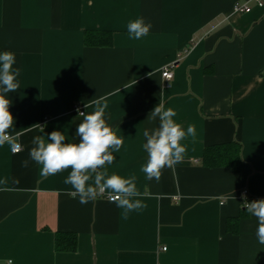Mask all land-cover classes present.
<instances>
[{"label":"crops","instance_id":"1","mask_svg":"<svg viewBox=\"0 0 264 264\" xmlns=\"http://www.w3.org/2000/svg\"><path fill=\"white\" fill-rule=\"evenodd\" d=\"M237 1L245 0H0V52L15 53L20 69L7 98L23 145L18 154L0 146V264H264L242 199L244 190L249 201L264 199V6L237 13ZM137 18L152 24L138 40L127 30ZM87 31L114 40L87 46ZM100 96L124 138L102 171L134 176L140 209L105 195L82 204L64 183L71 169L42 177L29 159L36 135L58 130L78 142L77 108L91 113L85 105ZM160 101L196 136L181 141L185 159L157 182L141 169L143 131L158 127L147 118ZM33 124L44 132L29 131ZM229 142L242 146V171L203 164L207 147ZM58 232L76 233L77 250L57 251Z\"/></svg>","mask_w":264,"mask_h":264},{"label":"clouds","instance_id":"2","mask_svg":"<svg viewBox=\"0 0 264 264\" xmlns=\"http://www.w3.org/2000/svg\"><path fill=\"white\" fill-rule=\"evenodd\" d=\"M152 28L143 18L130 21L127 25L128 33L135 39L147 36ZM16 56L11 51L0 52V146L7 144L13 154H18L23 145L19 142L22 135L15 129V117L10 112L12 101L7 94L20 88L17 77L20 69L15 68ZM150 74V73H149ZM136 83V82H135ZM108 96L92 99L86 108L92 107L91 113L80 112L83 117L76 128L78 142H66L63 132L53 130L45 136L36 135L32 139L29 149V159L39 166L40 175L48 177L71 169L64 180L71 186L70 195L78 197L79 202L86 204L95 201L101 195H107L118 207L127 211L142 208L141 196L137 189L136 178H123L117 174L109 175L104 166L113 163L115 157L109 149L119 151L124 144V138L119 137L116 130L105 119ZM176 112L172 108H165L159 102L149 113L150 120H159V125L153 129H145L146 139L143 147L148 154L147 163L141 171L147 179L159 182L164 168H173L185 159L186 148L181 143L186 137L196 136V126L189 124L186 128L174 120ZM40 124H33L27 129L32 131ZM29 160L22 161V167H28ZM243 206L246 211L257 220L256 238L264 245V199L249 201L246 194H242Z\"/></svg>","mask_w":264,"mask_h":264},{"label":"trees","instance_id":"3","mask_svg":"<svg viewBox=\"0 0 264 264\" xmlns=\"http://www.w3.org/2000/svg\"><path fill=\"white\" fill-rule=\"evenodd\" d=\"M85 38L84 42L87 46H110L114 40L110 31H87ZM241 149L242 146L239 142L209 146L204 151L203 164L207 167H229L235 172H240L247 165V162L242 158ZM246 214V211H243L241 217ZM239 223L240 217L228 219L229 232L236 233ZM78 243L76 233H56L55 248L57 251L74 252L77 250Z\"/></svg>","mask_w":264,"mask_h":264},{"label":"built area","instance_id":"4","mask_svg":"<svg viewBox=\"0 0 264 264\" xmlns=\"http://www.w3.org/2000/svg\"><path fill=\"white\" fill-rule=\"evenodd\" d=\"M252 5L264 6V0H245L243 2L237 1V3L234 6V11H236L237 13H244L250 10ZM173 67L174 66L171 64V65L165 66V68L162 70V75L166 80H171L173 78V75H174ZM77 109H79L80 112H84L80 108H77ZM243 194L247 195V190H244ZM105 196L109 198L106 194ZM164 249H166V247H164Z\"/></svg>","mask_w":264,"mask_h":264}]
</instances>
